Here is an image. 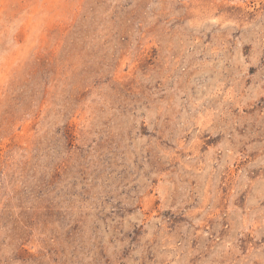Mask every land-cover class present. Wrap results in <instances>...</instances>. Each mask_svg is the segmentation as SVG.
I'll use <instances>...</instances> for the list:
<instances>
[{
  "label": "rangeland",
  "instance_id": "1",
  "mask_svg": "<svg viewBox=\"0 0 264 264\" xmlns=\"http://www.w3.org/2000/svg\"><path fill=\"white\" fill-rule=\"evenodd\" d=\"M0 264H264V0H0Z\"/></svg>",
  "mask_w": 264,
  "mask_h": 264
}]
</instances>
